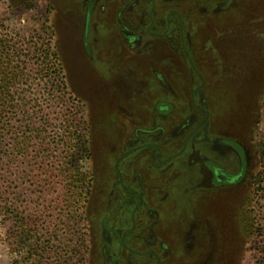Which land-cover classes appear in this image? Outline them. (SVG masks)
I'll return each instance as SVG.
<instances>
[{
	"label": "rangeland",
	"instance_id": "rangeland-1",
	"mask_svg": "<svg viewBox=\"0 0 264 264\" xmlns=\"http://www.w3.org/2000/svg\"><path fill=\"white\" fill-rule=\"evenodd\" d=\"M1 89L0 264H264V0H0Z\"/></svg>",
	"mask_w": 264,
	"mask_h": 264
},
{
	"label": "trees",
	"instance_id": "trees-1",
	"mask_svg": "<svg viewBox=\"0 0 264 264\" xmlns=\"http://www.w3.org/2000/svg\"><path fill=\"white\" fill-rule=\"evenodd\" d=\"M49 33L51 34V36L53 35L52 32L49 31ZM50 49H51L50 47H47V49H45V51H46V57H51V59H52L50 62H48V65H49L48 69L49 70L50 69L52 70L51 71L52 75L54 77H56L57 82L60 84L61 79H63V78L62 77L60 78V74H59L60 71L58 69H55L54 68L55 66H53V65H55L58 62V60H57V54L51 53L50 52ZM50 63L52 65H50ZM62 83L64 84L63 81H62ZM9 100H10L9 89H1L0 90V107H1V109L6 110L5 104L7 102H9ZM1 111L2 110H0V113H1ZM1 119L2 118H1V114H0V145H1V142L3 141V139L1 137L3 136V132H4L5 127H6V125L2 124V120ZM1 128H3V129H1Z\"/></svg>",
	"mask_w": 264,
	"mask_h": 264
},
{
	"label": "flooded vegetation",
	"instance_id": "flooded-vegetation-1",
	"mask_svg": "<svg viewBox=\"0 0 264 264\" xmlns=\"http://www.w3.org/2000/svg\"><path fill=\"white\" fill-rule=\"evenodd\" d=\"M216 177H217V179H219V180H225V179H227V176L225 175V174H219V172L217 171L216 172V175H215Z\"/></svg>",
	"mask_w": 264,
	"mask_h": 264
}]
</instances>
